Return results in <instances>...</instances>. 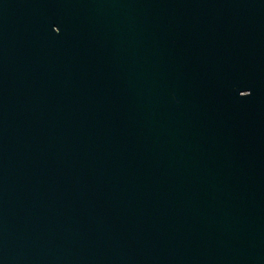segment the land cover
Listing matches in <instances>:
<instances>
[{
	"label": "water",
	"instance_id": "water-1",
	"mask_svg": "<svg viewBox=\"0 0 264 264\" xmlns=\"http://www.w3.org/2000/svg\"><path fill=\"white\" fill-rule=\"evenodd\" d=\"M0 264H264V0H0Z\"/></svg>",
	"mask_w": 264,
	"mask_h": 264
},
{
	"label": "snow or ice",
	"instance_id": "snow-or-ice-1",
	"mask_svg": "<svg viewBox=\"0 0 264 264\" xmlns=\"http://www.w3.org/2000/svg\"><path fill=\"white\" fill-rule=\"evenodd\" d=\"M53 28H55V32L56 33H59L60 31H61V29H60V27H58V26H56V24L54 23L53 24ZM240 95L243 97V96H248L249 95V92H247V91H242V92H240Z\"/></svg>",
	"mask_w": 264,
	"mask_h": 264
}]
</instances>
